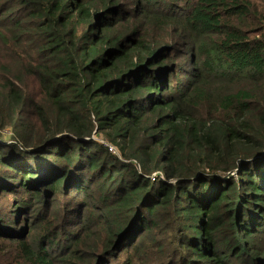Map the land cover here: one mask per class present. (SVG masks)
I'll return each instance as SVG.
<instances>
[{"label": "trees", "instance_id": "trees-1", "mask_svg": "<svg viewBox=\"0 0 264 264\" xmlns=\"http://www.w3.org/2000/svg\"><path fill=\"white\" fill-rule=\"evenodd\" d=\"M0 264H264V0H0Z\"/></svg>", "mask_w": 264, "mask_h": 264}, {"label": "built area", "instance_id": "built-area-1", "mask_svg": "<svg viewBox=\"0 0 264 264\" xmlns=\"http://www.w3.org/2000/svg\"><path fill=\"white\" fill-rule=\"evenodd\" d=\"M108 147H109V149H112V147L110 145Z\"/></svg>", "mask_w": 264, "mask_h": 264}]
</instances>
